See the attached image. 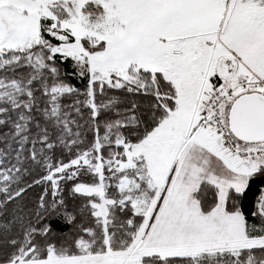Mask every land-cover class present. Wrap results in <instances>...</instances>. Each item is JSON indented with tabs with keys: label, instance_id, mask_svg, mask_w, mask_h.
I'll return each mask as SVG.
<instances>
[{
	"label": "snow or ice",
	"instance_id": "1",
	"mask_svg": "<svg viewBox=\"0 0 264 264\" xmlns=\"http://www.w3.org/2000/svg\"><path fill=\"white\" fill-rule=\"evenodd\" d=\"M0 264H264V0H0Z\"/></svg>",
	"mask_w": 264,
	"mask_h": 264
}]
</instances>
